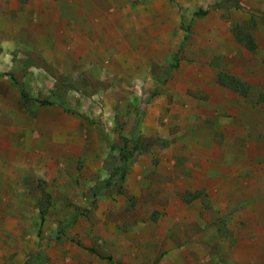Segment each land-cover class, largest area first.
<instances>
[{
    "label": "rangeland",
    "instance_id": "rangeland-1",
    "mask_svg": "<svg viewBox=\"0 0 264 264\" xmlns=\"http://www.w3.org/2000/svg\"><path fill=\"white\" fill-rule=\"evenodd\" d=\"M222 1L0 0V264H264V20Z\"/></svg>",
    "mask_w": 264,
    "mask_h": 264
},
{
    "label": "trees",
    "instance_id": "trees-1",
    "mask_svg": "<svg viewBox=\"0 0 264 264\" xmlns=\"http://www.w3.org/2000/svg\"><path fill=\"white\" fill-rule=\"evenodd\" d=\"M223 5H229V6L235 8L237 10H241L243 12L251 14L252 16H258L262 20H264V13H258L257 11L247 9V8L243 7L240 3H238L236 0H223L222 1V5H220V6L223 7ZM206 14H207V11H200L199 13H196V15H206ZM176 61H177V59H176ZM230 85H231V83H230ZM21 97L25 101L29 100L27 94L23 90H21ZM38 102L42 106H50V105H52V103L49 102V101H38ZM161 144H162V146H167L168 142L167 141H161ZM139 148H143V147H139ZM126 172L127 171H124V173L120 177V180H119V183H118V188L116 190H114V191H111L110 194L120 193L122 191V187H123V184H124V181H125V178H126ZM111 186L114 187L115 185H110V184L97 185L94 189H92L91 196L92 197H96V196H98L100 194V192L104 191L107 188H111ZM43 221H44V211H43V209H41V222L43 223ZM38 256H39L38 258H41V257H44L45 254L40 252V253H38ZM105 260H107L108 262H113V260L111 258H105ZM26 264H27V262H26ZM115 264H122V263H115Z\"/></svg>",
    "mask_w": 264,
    "mask_h": 264
},
{
    "label": "crops",
    "instance_id": "crops-1",
    "mask_svg": "<svg viewBox=\"0 0 264 264\" xmlns=\"http://www.w3.org/2000/svg\"><path fill=\"white\" fill-rule=\"evenodd\" d=\"M123 264V263H122Z\"/></svg>",
    "mask_w": 264,
    "mask_h": 264
}]
</instances>
